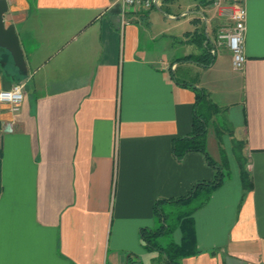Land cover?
Returning a JSON list of instances; mask_svg holds the SVG:
<instances>
[{"label":"crops","instance_id":"0c3cea01","mask_svg":"<svg viewBox=\"0 0 264 264\" xmlns=\"http://www.w3.org/2000/svg\"><path fill=\"white\" fill-rule=\"evenodd\" d=\"M6 3L26 68L0 49V89L25 81L17 111L0 102V264H154L139 236L157 225L154 202L215 175L202 153H172L191 129L193 87L244 142L252 188L238 171L224 178L194 211L199 252L181 264H264V0H246L241 69L225 46L207 66L178 60L202 52L199 22L211 41L210 21L224 22L210 0H160L124 25L116 0ZM215 118L206 150L230 162Z\"/></svg>","mask_w":264,"mask_h":264},{"label":"trees","instance_id":"16d2710c","mask_svg":"<svg viewBox=\"0 0 264 264\" xmlns=\"http://www.w3.org/2000/svg\"><path fill=\"white\" fill-rule=\"evenodd\" d=\"M201 4H206L207 0H199ZM191 38L202 45V52L199 54L185 55L178 58L179 61H194L204 66L209 65L214 58L209 47L212 41L203 28L196 27L191 34ZM195 92L194 112L192 117L190 132L186 135L175 137L171 142V149L177 160L189 151H198L202 153L208 164L215 169V175L212 180H199L195 182L190 189L183 195L172 198H159L153 204V214L158 225L154 228L142 227L139 230L140 240L147 251H154L157 256L154 258V264H181L184 257L194 255L199 252L196 247L195 229L193 213L199 207L203 206L211 192L216 189L224 180L227 173L223 168L227 166V158L223 154L221 161L213 160L206 150V133L208 125L213 115H217L222 109L213 103L202 88L193 87ZM216 124V123H215ZM214 124L217 134H220L219 128ZM231 138V150L239 167V178L244 190L252 188V180L248 169L247 159L242 153L244 142L236 140L233 137L232 127H224ZM167 206H177V210L167 209ZM175 230L180 231V240L175 242L171 236ZM169 236L170 239L165 243L161 237ZM128 264H143V262L133 256L128 257Z\"/></svg>","mask_w":264,"mask_h":264},{"label":"built area","instance_id":"2783aa9c","mask_svg":"<svg viewBox=\"0 0 264 264\" xmlns=\"http://www.w3.org/2000/svg\"><path fill=\"white\" fill-rule=\"evenodd\" d=\"M160 0H116L120 8L121 24H127L134 13L158 5ZM211 6L227 24L218 28L212 54L225 46L232 54V66L241 69L245 62L243 39L246 29V0H210ZM25 81L13 83L9 88L0 89V102L7 103L12 111H17L24 97Z\"/></svg>","mask_w":264,"mask_h":264},{"label":"water","instance_id":"95a60500","mask_svg":"<svg viewBox=\"0 0 264 264\" xmlns=\"http://www.w3.org/2000/svg\"><path fill=\"white\" fill-rule=\"evenodd\" d=\"M6 11V0H0V49H5L6 51H8L12 57L14 65L18 67L22 73H25L26 63L14 25H5L4 23L3 16ZM110 11L119 14V3L116 2L111 7Z\"/></svg>","mask_w":264,"mask_h":264},{"label":"rangeland","instance_id":"374dc122","mask_svg":"<svg viewBox=\"0 0 264 264\" xmlns=\"http://www.w3.org/2000/svg\"><path fill=\"white\" fill-rule=\"evenodd\" d=\"M155 11V14L158 16V14L159 13H157L158 11H156V10H154ZM208 16H209V14H207ZM227 24V21H225L224 20V22L223 23H218V26H215V24H213L211 21H210V23L208 24V26H207V29H208V31H209V33H211V31H213V30H215V37H214V40H215V42H216V35H217V32H218V28H220L221 26H224V25H226ZM162 25V23H161V21L160 20H153V23H152V25H151V31H155L156 29H158L160 26ZM199 26H198V28H202L203 27V24H202V22L200 23L199 22V24H198ZM214 40L212 41V46L211 47H209V49L210 50H212V48H213V42H214ZM220 49V48H219ZM211 52V51H210ZM214 118V117H213ZM217 125H216V124ZM215 125L219 128V130H221L220 131V134L218 135V138L221 140L222 139V134H226L227 132H226V130L223 128V126L226 128V127H228V128H230L231 127V125H230V123L226 120V118L224 117V116H217L216 118H215ZM222 153V152H221ZM224 155H225V152H224ZM227 155V154H226ZM232 156V157H231ZM227 157V156H226ZM230 157L232 158L231 159V161L229 162H227V166H225L224 168H223V171L225 172V173H227L226 174V176H225V179H227V178H230V177H232L233 175H234V173L236 172V171H238V175H239V167H238V163H237V161H236V159H235V157H233V154H232V150H231V154H230ZM228 160V159H227ZM235 165V166H234ZM167 209H170V210H177L178 208H177V206H167L166 207ZM157 225H158V223H157ZM173 234H174V232L172 233V236H171V238L174 240V236H173ZM168 239H170L169 238V236L167 237V236H165V237H161V240L165 243V241L167 242L168 241ZM175 241V240H174Z\"/></svg>","mask_w":264,"mask_h":264}]
</instances>
